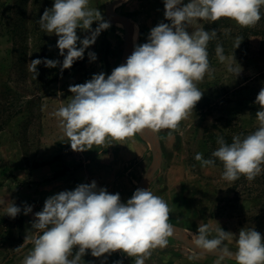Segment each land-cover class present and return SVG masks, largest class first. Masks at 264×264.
Returning a JSON list of instances; mask_svg holds the SVG:
<instances>
[{
	"label": "rangeland",
	"instance_id": "rangeland-1",
	"mask_svg": "<svg viewBox=\"0 0 264 264\" xmlns=\"http://www.w3.org/2000/svg\"><path fill=\"white\" fill-rule=\"evenodd\" d=\"M53 3L0 0V264H22L38 234L31 229L34 214L54 194L95 181L98 189L119 193L121 202H126L151 169L157 147L160 163L144 189L167 202L173 235L166 248L153 250L148 264H236L235 256L212 255L211 250L192 249L181 241L199 245L201 226L206 227L208 240L217 237L219 227L234 234L243 227H254L264 238V172L252 181L241 176L228 182L222 177L220 161L202 167L194 159L196 153L208 159L205 154L219 147L217 137L231 143L233 136L243 138L259 127L256 117L250 115V106L264 87V6L261 20L252 27H241L228 18L188 25L189 32L216 29L217 37L207 48L211 73L198 83L202 98L177 130H148L154 139L143 132L76 152L55 116L72 99L69 86L101 72L107 78L126 63L134 45L147 41L153 27L170 22L164 18L163 0H89V7L98 9L110 27L71 68L61 72L59 65L47 68L41 63L35 79L29 71L31 60H63L56 47L58 37L41 30L37 23ZM91 27L95 29L97 22ZM76 31L81 39L89 34ZM127 33L130 55H123ZM237 38L242 41L235 48ZM217 44L224 50L223 63L216 57ZM88 52L96 54L95 61L89 60ZM232 53L242 68L237 77L227 71ZM11 202L21 208L15 218L5 215ZM25 205L32 206L28 215L23 214ZM215 249L236 252L235 240L223 241ZM105 255V264H135V258L119 251ZM104 259L90 253L83 257L85 264H101Z\"/></svg>",
	"mask_w": 264,
	"mask_h": 264
},
{
	"label": "clouds",
	"instance_id": "clouds-1",
	"mask_svg": "<svg viewBox=\"0 0 264 264\" xmlns=\"http://www.w3.org/2000/svg\"><path fill=\"white\" fill-rule=\"evenodd\" d=\"M163 4L164 18L170 23L153 27L145 43L134 45L126 63L114 68L107 78L101 72L69 86L72 99L55 116L73 151H87L109 140L123 141L145 130H177L202 98L198 83L211 73L207 48L217 37L216 29L189 32L188 25L228 18L241 27H252L261 20L264 0H163ZM93 22H97L95 29ZM37 23L41 30L58 37L56 47L63 60H31L29 71L35 79L41 63L47 68L59 65L61 72L71 68L110 27L98 9L89 7V0H54ZM77 29L89 34L81 39ZM241 41L237 38L235 48ZM215 53L223 63L222 45H216ZM88 57L90 61L97 58L93 52H88ZM227 71L235 77L242 71L233 53ZM254 103L260 108L256 111L257 130L243 138L235 135L231 143L217 137L219 147L211 153L215 159H204L202 153L194 157L202 167L220 161L222 177L228 182L241 176L252 181L264 172V87ZM31 212L32 206L23 207L24 215ZM20 213L21 208L11 202L5 215L15 218ZM169 214L167 202L148 188L136 189L131 198L121 202L119 193L98 189L95 181L79 184L74 190L46 198L42 210L34 214L31 229L38 234L22 264H85L83 257L88 253L104 257L101 264H105V254L117 251L135 258V264H148L153 250L168 245L172 234ZM199 233L197 243L212 249L234 239L236 264H264V238L254 227H243L238 234L219 227L212 240L206 238L205 226Z\"/></svg>",
	"mask_w": 264,
	"mask_h": 264
},
{
	"label": "water",
	"instance_id": "water-1",
	"mask_svg": "<svg viewBox=\"0 0 264 264\" xmlns=\"http://www.w3.org/2000/svg\"><path fill=\"white\" fill-rule=\"evenodd\" d=\"M121 0H116V2H119ZM148 136H150L151 138L154 139V137L152 136V134L148 131L145 130L144 131ZM159 149L160 148H155L153 149V153H154V162L152 164V167L150 170H148V172L145 174V176L141 179L140 184L138 186V188L144 189L146 186V182L148 181V179H150V177L152 176L153 172L156 170L158 164L160 163V153H159ZM173 235V232L172 234ZM182 241L187 244L189 247H191L192 249H196V250H203V251H207V250H211V254L212 255H220L221 254H225V255H230V256H235L236 252H232V251H227V250H217V249H212V248H207V247H203L201 245H194L193 243L187 241V240H183Z\"/></svg>",
	"mask_w": 264,
	"mask_h": 264
},
{
	"label": "trees",
	"instance_id": "trees-1",
	"mask_svg": "<svg viewBox=\"0 0 264 264\" xmlns=\"http://www.w3.org/2000/svg\"><path fill=\"white\" fill-rule=\"evenodd\" d=\"M225 26V25H224ZM255 101V100H254ZM254 101L252 100L251 101V106H250V115L252 116V117H256V111H258V110H260V108H258L257 107V105L254 103ZM259 106V105H258ZM255 130H257V128L255 129ZM254 132V131H253ZM252 132V133H253ZM205 156L209 159V158H211V154L210 153H207V154H205ZM173 222H175V221H173Z\"/></svg>",
	"mask_w": 264,
	"mask_h": 264
},
{
	"label": "crops",
	"instance_id": "crops-1",
	"mask_svg": "<svg viewBox=\"0 0 264 264\" xmlns=\"http://www.w3.org/2000/svg\"><path fill=\"white\" fill-rule=\"evenodd\" d=\"M130 41V38H129V34L127 33V35H125L124 36V42H125V44H124V46L123 47H125V52H123V55H124V53H126V54H128L127 53V48L126 47H128V42ZM130 53V52H129ZM128 55H130V54H128ZM255 82V81H254ZM181 242H183V241H181ZM184 243V242H183Z\"/></svg>",
	"mask_w": 264,
	"mask_h": 264
},
{
	"label": "bare ground",
	"instance_id": "bare-ground-1",
	"mask_svg": "<svg viewBox=\"0 0 264 264\" xmlns=\"http://www.w3.org/2000/svg\"><path fill=\"white\" fill-rule=\"evenodd\" d=\"M195 239V238H194Z\"/></svg>",
	"mask_w": 264,
	"mask_h": 264
}]
</instances>
